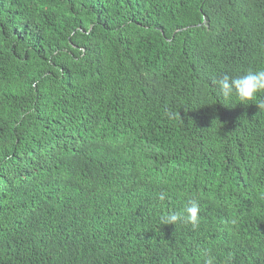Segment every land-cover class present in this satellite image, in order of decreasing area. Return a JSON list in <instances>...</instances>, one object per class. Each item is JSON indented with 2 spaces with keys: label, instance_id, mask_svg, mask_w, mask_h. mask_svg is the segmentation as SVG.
I'll return each instance as SVG.
<instances>
[{
  "label": "trees",
  "instance_id": "obj_1",
  "mask_svg": "<svg viewBox=\"0 0 264 264\" xmlns=\"http://www.w3.org/2000/svg\"><path fill=\"white\" fill-rule=\"evenodd\" d=\"M260 68L264 0H0V264H264Z\"/></svg>",
  "mask_w": 264,
  "mask_h": 264
},
{
  "label": "clouds",
  "instance_id": "obj_2",
  "mask_svg": "<svg viewBox=\"0 0 264 264\" xmlns=\"http://www.w3.org/2000/svg\"><path fill=\"white\" fill-rule=\"evenodd\" d=\"M212 85L218 90L219 94L225 99L239 101V104L257 101L259 94L264 93V68L249 69L244 73L232 76L227 73L220 75L212 80ZM259 109H264V100L256 103ZM169 118L172 113H168ZM163 198V197H161ZM199 207L196 203H190L184 209L183 214L173 213L165 217V222L169 225L183 221L195 225L198 221ZM203 264H214V258L205 257Z\"/></svg>",
  "mask_w": 264,
  "mask_h": 264
}]
</instances>
